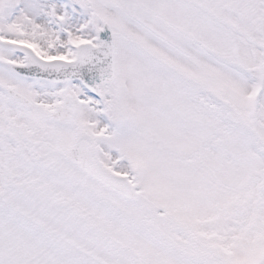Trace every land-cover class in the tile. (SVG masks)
I'll return each instance as SVG.
<instances>
[{
    "label": "snow or ice",
    "instance_id": "snow-or-ice-1",
    "mask_svg": "<svg viewBox=\"0 0 264 264\" xmlns=\"http://www.w3.org/2000/svg\"><path fill=\"white\" fill-rule=\"evenodd\" d=\"M0 264H264V0H0Z\"/></svg>",
    "mask_w": 264,
    "mask_h": 264
}]
</instances>
